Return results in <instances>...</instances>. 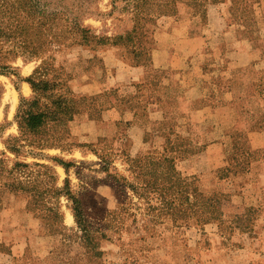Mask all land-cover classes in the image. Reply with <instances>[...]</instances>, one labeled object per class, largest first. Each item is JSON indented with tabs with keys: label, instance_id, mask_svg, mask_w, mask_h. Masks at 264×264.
Segmentation results:
<instances>
[{
	"label": "rangeland",
	"instance_id": "1",
	"mask_svg": "<svg viewBox=\"0 0 264 264\" xmlns=\"http://www.w3.org/2000/svg\"><path fill=\"white\" fill-rule=\"evenodd\" d=\"M37 1L46 17L37 19L35 28L27 19L22 33L12 35L16 40L0 46V68L9 67L0 70L5 72L0 74V160L8 168L28 164L13 177L45 194L46 230L36 215L26 223L35 239L44 233L52 247L30 246L29 254L44 259L52 250L46 264H261L244 252H260L264 245L246 239L259 237L258 213L233 220L226 213L214 215L213 205L229 197L226 187L209 178L195 182L181 164L203 148L192 137L165 136L166 117L147 104L155 87L131 85L129 69L124 85L105 87L116 70L106 67L103 53L117 51L128 67L143 65L158 56V32L182 36L190 25L208 32L215 19L206 13L222 11L229 20L227 59L236 63V75L248 76L258 88L254 104L264 107V0H238L239 6L226 0ZM24 100L25 111L35 100L40 110L34 112L70 114L49 122L44 133L29 134L37 143L28 144L17 120ZM160 105L166 108L168 101ZM127 111L136 112L131 124L124 118ZM156 121L165 130L158 135L152 129ZM15 139L22 146L18 156L8 150ZM38 142L53 147L40 148ZM66 188L80 201L91 242L82 239L74 202L56 193Z\"/></svg>",
	"mask_w": 264,
	"mask_h": 264
},
{
	"label": "crops",
	"instance_id": "2",
	"mask_svg": "<svg viewBox=\"0 0 264 264\" xmlns=\"http://www.w3.org/2000/svg\"><path fill=\"white\" fill-rule=\"evenodd\" d=\"M206 16L215 19L208 32L194 26L191 29V25L182 36L158 32V56L148 57L143 65L128 67L117 51H105L106 67L116 70L114 81L105 87L124 85L125 69L130 70L131 85L144 89L154 86L149 92L151 106L159 118L166 117L169 123L165 136L192 137L203 148L181 163L186 174L197 183L209 178L226 187L229 197L213 205L212 211H217L214 215L224 218L228 214L227 218L233 220L237 214L245 219L251 211L258 213L255 225L259 237L249 235L246 239L264 244V107L254 104L260 98L258 88L250 85L248 76L236 75V63L227 59L226 21L218 12H208ZM243 65L238 64L240 68ZM161 101H168L166 108L160 105ZM124 118L133 123L136 112L127 111ZM163 128L164 124L156 121L152 129L158 135ZM149 136L146 134L147 139ZM244 252L264 264V245L260 252Z\"/></svg>",
	"mask_w": 264,
	"mask_h": 264
},
{
	"label": "trees",
	"instance_id": "3",
	"mask_svg": "<svg viewBox=\"0 0 264 264\" xmlns=\"http://www.w3.org/2000/svg\"><path fill=\"white\" fill-rule=\"evenodd\" d=\"M225 3H233L236 6L240 5L238 0H226ZM43 13L45 12H42L40 4L37 0H0V46L13 43L11 40L14 39L15 41L16 38H12V35H19L20 32L22 33L23 27H25L23 26V22L27 19H31L30 22H32L33 28H35L37 19L46 17L43 16ZM22 14H26L27 16L24 17ZM220 14H223V12L220 11ZM224 20L227 24V31H229V20L227 17H224ZM54 22L55 19L52 20L51 24H54ZM241 22L243 21L241 20ZM45 25L49 26L50 24L46 22ZM241 41L242 40H238L236 43H240ZM8 69V66H1L0 68L1 71ZM1 71L0 74L4 75L5 72ZM33 85L34 84L32 83V86ZM25 102L26 101L24 100L19 110L17 120L21 132V138H24L26 141L28 140V144L37 143L35 140H29L31 137H27L29 134L44 133L49 125V122L57 121L56 118L60 116L64 117L67 115L68 117L70 114L69 112L68 114H61L57 112L52 116L47 112H34V110H40L38 101L35 100L32 103L33 107L25 111L23 107L25 106ZM147 104H151V102H148ZM128 109L132 110L131 108ZM13 142H15V145L12 144ZM20 142L21 141L18 139L11 140L8 142V150L18 156L21 153L22 146L17 147L16 144H20ZM38 147L52 148L53 145L38 142ZM60 163L66 169L69 167L68 164H65L62 161H60ZM2 164L3 161L0 160V261L3 264H46L51 261L53 254L52 250L49 249L48 256L42 259L36 254V252L32 253L31 256L28 249L30 246L31 248L33 246L36 248L41 244L51 246V242L49 245L48 241H45V236L43 235L44 233L38 236V239H35V237L32 236L33 230H31L26 223L30 215H36L42 220L43 232L46 230L45 226L47 227V219H45L46 212L43 209L45 194L37 191L35 184L28 182L30 186L25 188V186H27L26 183L19 182L13 177L18 173L17 170L19 168L27 169L29 167L28 164L17 163L12 168L2 166ZM35 167H38V164L35 165ZM22 174L27 176L25 173ZM27 179L30 181L29 176ZM66 190L67 188L64 190H57L56 193L58 196L65 193L66 196L74 202L73 210L75 220L82 231V239L86 238V242H91L90 233H88L86 219L84 217L80 201L76 199L69 190L67 192ZM54 221H56L55 223L57 225L61 224V218L58 212L54 216ZM59 235L61 234L57 233V236ZM31 242L32 244H30Z\"/></svg>",
	"mask_w": 264,
	"mask_h": 264
},
{
	"label": "bare ground",
	"instance_id": "4",
	"mask_svg": "<svg viewBox=\"0 0 264 264\" xmlns=\"http://www.w3.org/2000/svg\"><path fill=\"white\" fill-rule=\"evenodd\" d=\"M15 107V105H14ZM68 222H71L72 221V216L71 215H68V219H67Z\"/></svg>",
	"mask_w": 264,
	"mask_h": 264
}]
</instances>
